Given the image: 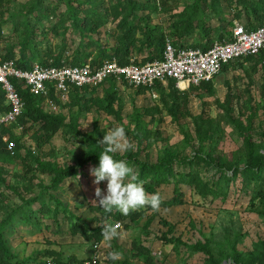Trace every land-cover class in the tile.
Returning <instances> with one entry per match:
<instances>
[{"label": "rangeland", "instance_id": "obj_1", "mask_svg": "<svg viewBox=\"0 0 264 264\" xmlns=\"http://www.w3.org/2000/svg\"><path fill=\"white\" fill-rule=\"evenodd\" d=\"M0 1V52L3 55L12 46L14 59H18L24 29L20 18H16L18 24L14 28L11 13L17 16L24 13L32 0ZM42 1L44 6L55 8V12L48 19H42L40 24L34 14L26 16L39 50L35 59L27 55L29 66L33 63L54 64L59 51V63L71 64L74 57H79V54L83 56V53L89 56L81 62H89L97 57L100 49L110 53L117 46L122 30L118 27L120 18L113 16V7L118 0H96L95 10L103 23L95 31L84 30L83 33L71 25L70 19L61 22L60 16L66 10L65 0ZM141 1L151 8H143L141 4L130 15L129 19L137 23L138 29L134 34L135 42L124 59L149 60L156 56L153 45L145 42L144 32L149 29L151 34L164 33L165 41L170 40L177 45L205 47L214 41L228 39L235 20L245 24L256 23L252 11L236 5L235 1L218 0V14H215V10L205 6L208 0H202L201 20L197 18L191 32L178 41L174 24L180 20L178 14L193 0ZM73 4L77 6V0H73ZM80 16H83V12H80ZM65 26L67 29L64 30ZM243 60L229 62L226 69L208 81L212 93L200 84L185 90L178 89L184 93L180 96L175 113L170 110L167 81L159 82V86L144 88L114 79L113 84L106 81L88 88L90 94L87 96L90 97H82L80 91L78 104L71 102L70 94L63 101L54 99L55 110L49 108L44 98L40 100L39 106L44 112L61 117L64 123H69L74 115L80 134L62 126L47 142L42 143L38 137H46L47 132L40 127L41 123H33L26 118L22 121L17 119L7 133L14 147L7 148L9 152L0 156V224L13 213L3 231L14 255L11 261L41 264L50 257L60 258L64 262L72 260V257L77 260L92 257L94 241L88 240L80 232L72 234L70 230L74 216L88 223L91 229L106 222L101 217V207L94 201L97 199V185L93 184L90 168L96 165L87 162L81 167L79 164L84 155L95 151L82 140V134L99 144L107 131L122 126L132 147L116 154L137 151L139 159L154 162L166 153L178 158L190 157L198 149L196 126L200 123L204 136L202 149L226 166H243L242 140L238 131L227 121V109L231 117L241 122L242 129L248 131L259 151L264 154V56ZM111 86L116 98L113 113H108L98 104H92L90 98H103L104 92ZM86 105L90 107L85 109ZM134 116H138L144 128L139 146L133 134ZM16 146L21 158L12 151ZM29 156L50 162L57 168L74 166L79 171L75 176L65 178L54 190L50 188L51 175L36 170ZM214 171L210 168L203 170L202 174L209 177ZM98 186L106 193L107 180ZM180 188L183 192L182 203L160 206L158 211L145 206L135 210V218L128 216L120 220V237L111 241L104 238L97 241L96 264H149L146 262L148 257L153 264H207L209 255L191 251L185 246L196 241L210 246L211 258L216 262L231 261L232 257L222 258L223 253L236 252L244 259L255 256L257 242L264 237V195L252 197V190L242 187L240 177L230 186L226 197L204 199L186 185L181 184ZM156 192L163 199L171 198L174 193L172 184L160 185ZM63 204L66 211L62 210ZM163 236L171 238L173 242L165 243ZM45 251L52 252V256L45 254ZM112 251L119 252L120 259L108 258V253Z\"/></svg>", "mask_w": 264, "mask_h": 264}, {"label": "trees", "instance_id": "obj_2", "mask_svg": "<svg viewBox=\"0 0 264 264\" xmlns=\"http://www.w3.org/2000/svg\"><path fill=\"white\" fill-rule=\"evenodd\" d=\"M202 0H193V2L187 5L179 14L180 20L174 24L178 33L176 34V39L179 41L182 38L191 32L193 29V23L198 18L201 20L203 12L201 10V2ZM207 1V0H206ZM230 2L235 1L236 5L240 4L244 6V8L252 11L254 20L256 23H243V25L249 29L255 28L256 26L262 24L264 22V0H229ZM1 2V1H0ZM78 5L74 6L73 0H65L66 10L62 12L60 19L61 22H65L66 19H70L71 25L74 28L79 29L81 33L84 30L89 32L95 31L98 26L103 23L102 17L99 15L98 11L95 10V6L98 3L96 0H77ZM143 4V8H151L149 4H144L141 0H118L117 4L113 7L115 9L113 16L119 17L118 27L122 30L121 35L119 36L118 44L116 47L112 48L110 53L105 50L100 49L97 57L90 61L92 64H100L106 60H111L115 58L120 64H125L128 62L129 57L124 59L125 55H127L129 51V47L133 46L135 39L134 34L135 30L138 29L137 23L129 19L130 15L134 14V11L139 5ZM205 6L209 7L216 11L215 14H218L217 8L219 7L218 0H208L207 3H204ZM239 5V6H240ZM84 6H88L87 8H83ZM112 8V7H111ZM24 13H20L18 16L15 13H11L12 20L14 22L13 26L16 29V25L18 24L15 20L16 18H20V23L23 24V32L22 37L20 38V57L18 59H14V48L10 46L5 54L2 55L3 59H12L15 61L17 66L28 68V61L26 60L27 55L31 59H35L39 55V50L36 46V42L33 38L32 30L29 28V22L26 20V16L34 14L36 21L38 24L41 23L42 19L48 17L50 15H54L55 8L46 7L43 5L42 0H32L31 3L28 4L26 9H24ZM80 12H83V16H80ZM252 15V16H253ZM14 17V18H13ZM182 27H178L181 26ZM139 26V25H138ZM67 29V26L64 27V30ZM145 42L147 45H153L155 49L156 56H152L149 60L142 59V61H152L154 59L161 58L162 49L164 45V33L160 34H151V30H146L144 32ZM175 46H183L177 45L172 42ZM209 46V45H208ZM200 47V48H206ZM197 47V46H193ZM28 48L30 51L28 52ZM63 46L60 48L62 50ZM59 49V50H60ZM81 56V54H79ZM61 51L57 54L55 58L54 65L61 64L60 62ZM74 57L71 60V64H81L82 60L85 57H88V53H83L81 57ZM264 56V49L260 51V53L256 56H248L244 58V60L249 61L258 57ZM243 60V61H244ZM43 64V63H42ZM226 63L222 70L227 68ZM110 84L112 83V79H108ZM167 83L170 87V92L168 93L171 106V113H175L177 111V105L179 104L180 96L184 93V91L178 90L175 87L174 80H167ZM159 86V82L155 84ZM200 86L205 88L208 92L212 93V87L209 82L201 83ZM17 91L20 94V97L23 101V109L20 116L17 118L22 121V119L26 118L28 121H32L33 123H41V128L47 132L46 137L42 138V135L38 137V141L41 140L42 143H45L49 140V137L55 133L62 126L66 127L68 131L80 134L77 130L78 124L76 121V117L73 115L70 117L69 123H64L61 117L53 116L47 112H44L39 106V102L42 99L41 96H36L31 94L27 89L21 87V85H16ZM89 87H73L70 89L69 94L71 96V102L73 104H78V96L80 95L84 98L90 97L87 96ZM94 88V87H91ZM82 92L79 94V92ZM163 92V90H162ZM115 91L111 86L104 92V97L99 98H90L93 102L92 104H98L103 110L108 113H113V102L115 100ZM8 104L5 102L4 91L0 87V112H3L8 109ZM85 109H88L90 106H85ZM225 114L227 116V121L231 126H233L239 133L242 140V148L244 150V164L243 166L233 165L226 166L223 163L215 160L210 153L202 149V142L204 141V136L200 130V123L196 126V137L198 139V149L190 156L186 158H178L172 153H166L164 156L159 157L154 162L144 161L138 158V152H126L122 155L115 154V158L117 160H125L127 163L134 169V171L138 174L139 180L144 182V188L147 193L156 194V189L160 185L164 184H172L173 186V196L168 199H163L161 197V205L164 207H169L173 205H177L182 203L183 201V192L181 191L180 185H186L192 190L194 193L198 194L201 198H217V197H226L230 186L233 184L237 177H240L242 180V187L244 189L252 190V197L255 196H263L264 195V154L259 151L258 145L253 142L251 136L248 134L247 130L242 129V124L239 120L231 117L229 110L226 109ZM134 126H133V134L137 141V145L139 146L142 142L143 130L138 116H134ZM9 127L2 128L1 133H8ZM44 135V134H43ZM264 135V132H263ZM187 136V134H186ZM81 138L84 142H87L95 151L91 152V154L84 155L80 160L79 164L82 167L85 163L91 162L96 166L99 165V154L103 151L104 146L96 143L93 139H91L88 135L82 134ZM11 137H8V142H12ZM16 144L19 146L17 140ZM13 143V142H12ZM17 146L12 150L16 157H20L17 153ZM7 143L2 141L0 138V156L8 153ZM34 162V168L42 173H47L51 175V183L50 188L56 190L58 189L61 182L70 176H75L79 168L74 166H69L66 168H57V166L51 164L50 162L41 161L39 158L35 156H29ZM21 158V157H20ZM80 167V168H81ZM214 169V173L205 177L202 174L203 170ZM1 180V179H0ZM60 203V202H58ZM99 209V208H97ZM48 211V209L46 208ZM62 210L66 211V205L63 204ZM15 211V210H14ZM136 211H130L128 215L122 214L117 209H113L111 212H105L104 209L100 208L101 217L104 218L106 222L114 223L115 221H120L126 217L135 218ZM23 218L27 219L25 215H22ZM138 216V215H137ZM13 217V213L9 214L7 219H11ZM73 221L70 223V230L72 234H76L80 232L84 235L88 240H93L94 242L99 241L102 236V226H95V228H90L88 223L81 220L80 218L73 217ZM5 219L0 224V264H18L19 261L12 262L11 259L14 257L11 252L6 239L4 238V230L8 224V220ZM97 219V218H95ZM103 220V221H104ZM28 221V219L26 220ZM165 243H172L173 240L171 238H166L163 236ZM185 246L195 252H201L205 255H209V260L207 264H264V237L260 238L257 242V249L255 256L244 259L238 253H223L221 255L222 258H231V261L228 263L216 262L213 258H211L210 246L207 243H203L201 241H196L194 243L185 244ZM45 254L51 255L52 252L45 251ZM52 258V257H50ZM48 259V258H46ZM45 259V260H46ZM53 261L57 264H67V263H75V264H83L85 260H77L72 257V260L63 261L60 258H52ZM45 260L41 262V264H45ZM146 262L149 264L152 263L151 258H146Z\"/></svg>", "mask_w": 264, "mask_h": 264}, {"label": "built area", "instance_id": "obj_3", "mask_svg": "<svg viewBox=\"0 0 264 264\" xmlns=\"http://www.w3.org/2000/svg\"><path fill=\"white\" fill-rule=\"evenodd\" d=\"M264 49V22L255 28H247L238 20L233 22L228 39L214 41L208 47L175 46L170 40L164 42L159 59L142 61L131 58L120 64L115 58L100 64L90 61L81 64L33 63L28 68L17 66L12 59L0 55V87L4 91L8 109L0 112V138L12 149L8 134L1 133L16 122L23 109V101L16 85L31 94L41 96L49 108L55 110V101L65 100L73 87H96L108 79H117L133 87H153L158 82L174 80L175 87L185 90L211 81L229 62L256 56ZM183 84V86H181ZM119 224L120 221H115ZM97 241L93 243V254L83 264L97 263ZM45 264H57L52 258Z\"/></svg>", "mask_w": 264, "mask_h": 264}, {"label": "clouds", "instance_id": "obj_4", "mask_svg": "<svg viewBox=\"0 0 264 264\" xmlns=\"http://www.w3.org/2000/svg\"><path fill=\"white\" fill-rule=\"evenodd\" d=\"M99 144L104 145L103 151L99 154V165L90 168V175L94 177L96 201L105 212H111L114 208L128 215L130 211L138 210L148 206L158 211L161 205V197L158 193L149 195L144 182L139 180L138 174L125 160H117V152L131 148L127 140L124 127L115 126L107 131ZM107 180V191L98 185ZM102 236L104 240L111 241L120 237L119 224L104 222ZM111 260L120 259V253L112 251L108 253Z\"/></svg>", "mask_w": 264, "mask_h": 264}, {"label": "bare ground", "instance_id": "obj_5", "mask_svg": "<svg viewBox=\"0 0 264 264\" xmlns=\"http://www.w3.org/2000/svg\"><path fill=\"white\" fill-rule=\"evenodd\" d=\"M181 86H183V84H181Z\"/></svg>", "mask_w": 264, "mask_h": 264}]
</instances>
